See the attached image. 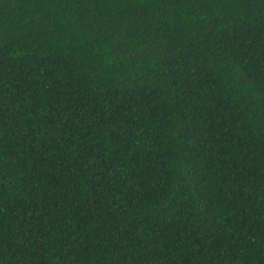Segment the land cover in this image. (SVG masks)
Here are the masks:
<instances>
[{"label": "trees", "instance_id": "16d2710c", "mask_svg": "<svg viewBox=\"0 0 264 264\" xmlns=\"http://www.w3.org/2000/svg\"><path fill=\"white\" fill-rule=\"evenodd\" d=\"M0 264H264V0H0Z\"/></svg>", "mask_w": 264, "mask_h": 264}]
</instances>
